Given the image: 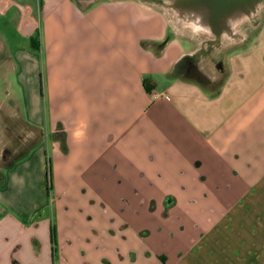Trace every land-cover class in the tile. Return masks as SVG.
<instances>
[{
	"label": "crops",
	"instance_id": "1",
	"mask_svg": "<svg viewBox=\"0 0 264 264\" xmlns=\"http://www.w3.org/2000/svg\"><path fill=\"white\" fill-rule=\"evenodd\" d=\"M222 1L0 0V264H264V0Z\"/></svg>",
	"mask_w": 264,
	"mask_h": 264
},
{
	"label": "rangeland",
	"instance_id": "2",
	"mask_svg": "<svg viewBox=\"0 0 264 264\" xmlns=\"http://www.w3.org/2000/svg\"><path fill=\"white\" fill-rule=\"evenodd\" d=\"M225 1V3L227 4V3H235V0H224ZM213 3L216 5V4H222L223 3V1L222 0H213ZM9 30L12 32V34L14 33V30H13V28H9ZM2 76H4L3 74H2ZM199 78H201V80L204 82V83H207V81L209 80V76H198ZM214 78H217V80L218 81H216V83H218L219 84V82H221V80H222V77L221 76H214ZM9 81H11V84L13 83V75H11V74H9L8 75V78H7ZM1 81H3V89L5 88L6 89V91H4V93H2V91L3 90H1L0 91V99L1 98H5L6 99V101H7V103H10V102H12V87L9 85V83L8 82H4V78L1 80ZM6 84V85H5ZM1 85V84H0ZM9 90H11V91H9ZM10 119H12V118H10ZM10 125V128H11V124H9ZM11 134V133H10ZM51 157V156H50ZM63 189H66V193H68V194H72L73 193V190H70L69 188H67V187H64V188H62V190ZM80 190V189H79ZM53 199H55V193H51V196H50V200H51V203H52V200ZM56 206H57V203H56ZM56 206L54 205V207H53V210L55 211V210H57L56 209ZM62 213H66L67 215H66V219H64V222H65V226L66 227H68L69 226V224L71 223V222H81V224H80V226H85V225H87L88 224V222H90L91 220L90 219H88V217H86V223H85V219H84V216L81 214V212H80V210H78V209H74L73 207H71V206H65L64 208H60L59 209V215L57 216V214L56 215H54V220H53V223H54V226L57 228V226H59L60 225V220H59V216H60V214L62 215ZM71 216V217H70Z\"/></svg>",
	"mask_w": 264,
	"mask_h": 264
},
{
	"label": "trees",
	"instance_id": "3",
	"mask_svg": "<svg viewBox=\"0 0 264 264\" xmlns=\"http://www.w3.org/2000/svg\"><path fill=\"white\" fill-rule=\"evenodd\" d=\"M46 169H47L48 191H51V189H52L53 167H52V163H51L50 159H47V168ZM4 181H5V176H4L3 172H0V185H3Z\"/></svg>",
	"mask_w": 264,
	"mask_h": 264
},
{
	"label": "built area",
	"instance_id": "4",
	"mask_svg": "<svg viewBox=\"0 0 264 264\" xmlns=\"http://www.w3.org/2000/svg\"><path fill=\"white\" fill-rule=\"evenodd\" d=\"M167 99H169V98L167 97Z\"/></svg>",
	"mask_w": 264,
	"mask_h": 264
}]
</instances>
